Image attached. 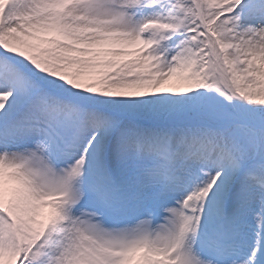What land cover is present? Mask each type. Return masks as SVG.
<instances>
[{
  "label": "snow or ice",
  "instance_id": "snow-or-ice-1",
  "mask_svg": "<svg viewBox=\"0 0 264 264\" xmlns=\"http://www.w3.org/2000/svg\"><path fill=\"white\" fill-rule=\"evenodd\" d=\"M0 264H264V0H0Z\"/></svg>",
  "mask_w": 264,
  "mask_h": 264
}]
</instances>
